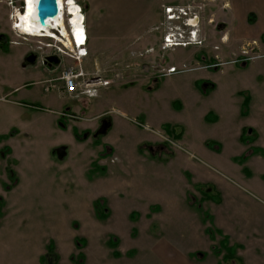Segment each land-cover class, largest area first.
<instances>
[{
  "label": "rangeland",
  "instance_id": "374dc122",
  "mask_svg": "<svg viewBox=\"0 0 264 264\" xmlns=\"http://www.w3.org/2000/svg\"><path fill=\"white\" fill-rule=\"evenodd\" d=\"M160 1L155 0L154 6L160 4ZM215 1L220 0H162L160 14L155 20L156 27L152 30L157 40L149 52L151 55L156 53L155 62L166 67L170 63L181 62L186 50L196 49L198 53L195 54L194 60L185 65L186 70L179 72V75L164 76L158 75L157 70L150 69L154 72L153 75L147 83H142L138 79L140 75H137L141 73L134 70L139 66L138 60L136 65L132 60L124 61L119 57L108 60V56L103 55L97 62H103L99 64V71L106 74L119 73L125 77L108 87L100 88L99 97H85L77 93L70 95L62 87L59 91L43 90L44 84L37 83L36 80L44 76H55L66 65L74 63L70 59L60 58L58 64L48 66L43 63L39 53L34 63H23L22 49L28 43L35 47L36 39L24 41L23 38L14 36L12 40L19 42L18 44H0V264H25L27 256L35 255L34 249L42 232L46 231L49 235L57 231V225L61 224L59 218L67 219L64 229L69 233V241H60L61 238L54 239L51 235L45 237L46 244L52 242L54 247L45 251L41 264H58L59 256L55 243L59 247L63 242L62 246H68L72 250L74 262L80 261L82 264H135L134 261L139 263L148 255L141 252L142 255L137 253L136 257H126L125 252L129 249L145 248L148 241L150 246L153 238L150 235L147 241L146 233L157 232L150 224L149 214L141 213L138 218L139 225L126 219V214L138 201L139 207L154 201L137 200L139 197L150 199L156 193V176L153 170L151 175L145 170L133 173L139 187L137 186L136 192L127 193L132 196L131 199L127 200L126 195L122 194L125 200H119L117 204L120 211L118 214H112V217L108 200L101 195H95L93 200H89L90 195L100 189L96 187L99 186L98 182L93 184V188L86 183L89 178L95 179L101 176L103 171H108V164L116 160L114 154H117V162L125 156L129 157L128 154L133 149L134 135L139 139L144 136L156 138L159 130L165 131V123L177 122L182 128L183 125L187 128L190 132L187 137L191 138L194 132L188 125L190 123L192 129H198L197 120L205 107L218 103L233 106L238 97L235 89L250 90L264 86V56L246 61V57L252 55L245 53L246 50L249 51V45L242 47L237 56L232 54V49H236L235 46L239 43L238 38L251 28L259 31L264 38V21L254 20L252 13L246 15L249 10L255 9L254 6L264 3V0H232V8H224L220 16L216 17V21L212 20L208 24L203 19L204 13L207 5ZM166 7H170L179 17L167 18ZM181 8L186 10L184 16L197 14L198 22L192 27L198 29V32L199 29L204 33L212 30L211 35L208 34V42H213H209L207 48L206 41L203 43L201 38H196L199 43L192 42L188 46L161 48L164 34L184 19L182 11H179ZM155 21L151 20L144 27H140L138 34ZM8 41L10 40L7 39L6 42ZM101 41L106 40L103 38ZM204 53L207 55L204 56ZM218 55L222 57L218 58ZM253 55H258L256 48L253 49ZM222 58L225 59L224 62ZM82 63L86 67L90 64L88 61ZM197 63L203 64L205 69H188ZM125 64L130 65L129 70L125 68ZM186 75L199 78L197 90H202L203 85L209 84L213 88L207 89L204 95H196L186 86ZM181 77L184 79L180 80ZM36 89L42 93L41 97L34 93ZM54 96L56 101L59 98L63 109L57 115L58 121L50 122V114L55 109L52 105ZM176 98H182V104L174 100ZM76 103L79 106L77 113L72 109ZM117 108L123 110L124 114L117 112ZM99 114L101 117L96 119ZM108 117L115 118L114 123L105 134L94 136L100 120ZM79 122L93 125H83ZM184 131L186 132L185 128ZM71 133L74 143H71ZM83 134L86 136L83 137ZM59 142L64 144L55 146ZM168 144H171V139L162 133L160 144H141L138 148L157 153L160 149L164 150ZM59 146L65 147L62 158L56 156ZM174 148L179 149L176 145ZM195 159L216 173L212 164L209 165L198 157ZM141 160L144 158L141 157ZM60 165H66V170L70 172L65 183L59 178ZM259 167L264 169V160ZM261 171L255 169L253 176L255 180L259 178L264 182ZM120 173L117 178L126 176L124 171ZM242 174L248 176L246 173ZM185 175L187 176L186 173ZM244 191L253 200H258L264 205V194L250 187L244 188ZM120 192L124 193L123 190ZM110 196H113L112 193ZM96 199L102 204L99 211L106 215L104 218L98 216L99 211L94 207L93 202ZM119 215L121 218H118ZM136 225L144 228V231ZM111 237L119 239L120 243L116 248L108 244ZM76 239H83L78 243V247L75 246ZM115 250L120 256L113 255ZM78 253L82 254V257H79Z\"/></svg>",
  "mask_w": 264,
  "mask_h": 264
},
{
  "label": "crops",
  "instance_id": "0c3cea01",
  "mask_svg": "<svg viewBox=\"0 0 264 264\" xmlns=\"http://www.w3.org/2000/svg\"><path fill=\"white\" fill-rule=\"evenodd\" d=\"M68 1L77 3L84 13L87 33L85 49L87 55L82 59L81 66L83 61L90 62L87 67L83 64L86 67L85 71H99L101 67L99 64L103 62L100 61L101 63L99 62V64L97 62L103 58V55L108 56V60L119 57L124 61L132 60L136 65L138 61L139 65H146L143 67L144 70L138 65L134 70L141 73L137 74L140 75L138 79L142 83H147L154 73L150 71L149 65L151 63L158 64L155 62L156 53L151 55L149 49L154 41L157 40L152 30L156 25L155 20L160 14L159 9L162 0L157 6H154L155 0ZM224 8H232V0L210 2L206 7L203 19L208 24L212 20L213 22L216 21V17L220 16ZM254 8L249 10L246 15L252 13L254 20L264 21V3L260 6H254ZM9 10L6 0H0L1 45H8L9 42L13 44L19 43L11 42L14 35L9 25ZM193 14L196 18L198 17L196 13ZM151 20L155 22L147 27L148 29H142L144 31L138 34V29L144 27ZM55 26L58 29L60 28L58 25ZM64 27L65 25L63 29ZM49 30L54 32V26L50 27ZM187 30L193 31L196 38L203 39V43L206 41L205 48L209 46V42H213H208V34L211 35V29L207 30V33H204L202 29H199L198 32V29L194 27ZM103 38H105V42L101 41ZM7 39L10 41L6 42ZM238 40L239 43L237 42L236 49H232V54L237 56L242 47L249 45L252 49L256 48L258 55L250 56L251 58H248V56L245 59L246 61H253L264 56V38L256 29L251 28L250 31L243 33ZM211 45L216 46L215 43H211ZM33 46L28 43L22 49L21 57L23 63L26 55L30 52H37L41 56L42 53ZM196 53H198L196 49L186 50L182 61L180 60L181 62L168 65H174L178 68L183 67L190 60L195 59ZM206 55L207 53H204V56ZM221 57L219 56L218 58ZM223 60L225 59L222 58ZM188 69L199 70L205 69V67L203 64L197 63ZM59 72L55 76H44V78H40L35 82L44 84L42 89L45 90L48 81L52 80L55 86L51 90L59 91L62 87L61 81L57 79ZM179 74V72L173 73V75ZM186 78L188 80L186 86L196 95L199 93L204 95L207 89L213 88L210 84L203 85V89H199V92L197 90L199 78L193 75H188ZM183 79L184 77L180 78V80ZM51 90L49 89V91ZM234 91L238 94V97L233 106L230 105V107L229 105L218 103L215 106L205 107L199 120H197V130L192 129L189 123L188 127L194 132L191 138L187 137V134L190 133L187 128L184 125L182 128L177 122L172 124L165 123V131L159 130L156 138L144 136L139 139L134 135L133 149L129 152V157L125 156L117 162V154H114L116 160L112 164H108L109 169L106 173L103 171L101 176L87 180L86 184L92 188L95 182L99 184L96 187H100V189L90 195L89 200H93L95 195H101V197L108 200L112 217V214H118L120 211V206L117 204L119 200H125V196L123 197L122 194L126 195L127 200L131 199L132 196L127 195V193L136 192L137 186L139 187L138 181L133 178V173L145 170L151 175L153 170L156 176V193L150 199L139 197L137 200L154 201L148 202L144 207H139L140 201H138L134 206L130 207L128 214H126V219H130L135 224L136 222L137 224L139 223L140 219L138 218L141 213L149 214L150 224L157 231L146 233L147 241L149 239L148 236L151 235L153 238L150 246L148 241L145 248L135 250L134 256H138L137 253L142 255L141 252H146L148 255L142 258L139 263H136V261L133 263L223 264L224 262V264H264V205L258 200H253L244 191V188L250 187L254 191L264 194V182L259 178L255 180L253 176L255 169L257 171L262 170L260 174L262 179H264V169L259 167L264 160V86L261 88L253 87L250 90L237 88ZM34 93L39 95V97L42 95L39 89H36ZM54 94L56 95V93ZM99 95L100 91L97 96L99 97ZM52 100H54L52 105L55 106V109L50 114L49 121L56 122L58 121L57 115L63 107L59 98L56 101L54 96ZM174 100L182 104V98ZM237 102H240L239 105ZM121 108L124 110L123 106ZM72 109L77 113L79 110L77 103L72 106ZM123 110L116 109L120 114H124ZM142 115L146 116V114ZM98 117H101L100 114L96 116V119ZM107 119L110 121V126L115 121V118L108 117ZM79 124L92 126L95 124V120L93 124L80 122ZM70 131L72 132V130ZM162 133H165L171 139V144H168L164 150L160 149L157 153H152L150 150L138 148L141 144H160ZM71 135V143H74L73 133ZM59 144L64 143L59 142L55 146ZM175 145L179 149L174 148ZM139 155L140 158L138 160ZM141 157L144 158L143 161ZM196 157L201 158L209 165L212 164V168L216 173L211 172L203 164L196 162ZM66 167V165H60L58 170L60 171L59 178L63 183L67 181V175L70 174ZM121 171H124L126 176L117 178L121 175ZM242 173H246L248 176H244ZM120 190H123L124 193H119ZM111 193L113 196H110ZM83 217L81 216V218ZM104 217L106 215L102 218ZM118 218H121L120 215ZM59 219L61 224L57 225V231L54 234L50 233L47 235L46 231V233L42 232L38 239L37 247L34 249L36 251L35 255L27 256L25 264H41V259H43V256L45 257V251L48 250V246L52 243L46 244L45 237L51 235L54 239L59 237L61 238L60 241H69V233L64 229L67 219ZM115 220L117 221V215H115ZM140 229L144 231V228L140 227ZM115 240L118 241L119 245V239ZM62 244L58 247L55 243V249L59 256L58 264H76L72 259V250L68 246H62ZM223 244L233 251L229 258L226 256L225 249L221 246ZM51 246L54 247V243ZM127 258H132V256Z\"/></svg>",
  "mask_w": 264,
  "mask_h": 264
},
{
  "label": "built area",
  "instance_id": "2783aa9c",
  "mask_svg": "<svg viewBox=\"0 0 264 264\" xmlns=\"http://www.w3.org/2000/svg\"><path fill=\"white\" fill-rule=\"evenodd\" d=\"M58 1L59 0H57V5ZM6 2L10 9L8 13L10 29L15 37L23 38L24 41H28V39L32 38L36 39L37 45L35 46V48L42 53V58H44L46 55L54 54L60 58H67L73 61V65H66L57 76V79L61 81L62 87L66 93L70 95L77 93L80 95H85L87 97H94L98 94L100 88L108 87L125 77V75H120L119 73L106 74L101 73L100 71L86 72L83 70V68L81 67V61L87 55V51L85 49L87 42V33L85 29V18L83 10L74 1V7H76L79 16V26L82 30V39L79 42L76 38L77 30H75L72 23V17L74 16V14L70 11L71 4H69L68 0H61V5H58V14H61L62 22L65 25L64 29L66 35L62 34L57 26L54 27V32L52 31V33L48 35L45 34L43 26L38 21L36 9H34L36 16L35 23H37L41 28L40 35L38 36L23 33L19 29V15L22 14L25 9L26 0H6ZM36 2L37 0H33V5H35ZM179 11H182V16L186 15V10H182L181 8L179 9ZM165 12L167 13V18L171 19L179 17V15H176L170 7H166ZM192 17H195V15L192 14L189 16H184L181 25H176L174 28H171L166 34H164L161 48H171L175 45L187 46L192 42L198 43L196 39H193L196 38L195 33L191 30H187V28H193L188 23V20H190ZM51 21L52 19L47 20L48 23H51ZM42 39H48L49 41H42ZM66 41L70 43V46L66 43ZM11 42L16 41L13 40ZM245 53H253L252 48L250 47L249 51L246 50ZM250 56H253V54ZM250 56L247 57L251 58ZM145 66L146 65L143 66V64L139 65L141 69H143V67ZM149 66L151 69L157 70V73H159L160 75H169L187 69L184 65L181 68H178L174 65L162 67L159 64L153 63ZM125 68L129 70L130 65L125 64ZM54 86L55 85L53 84L52 80H49L47 85L45 86V90H49Z\"/></svg>",
  "mask_w": 264,
  "mask_h": 264
},
{
  "label": "bare ground",
  "instance_id": "6f19581e",
  "mask_svg": "<svg viewBox=\"0 0 264 264\" xmlns=\"http://www.w3.org/2000/svg\"><path fill=\"white\" fill-rule=\"evenodd\" d=\"M69 4H71L70 11L73 12V14H74V16L72 17V23H73L75 30H77L76 38H77V41L79 42L82 39V30L80 29L79 22H78L79 16H78L76 7H74L75 4L71 1H69ZM58 5H61V0L58 1ZM19 17H20L19 29L21 32L28 33V34H31L34 36L40 35L41 28L37 23H35L36 16H35V12H34L33 0H26L25 9L22 12V14L19 15ZM193 20H194V23L196 24V22H197L196 16L192 17L190 20H188V23L190 26H194ZM55 25H58L60 27L59 29H60L61 33L66 35L65 29H63L64 25H63L62 17H61L60 13L58 14L57 17L53 18L51 23L47 22V25L43 26L45 34L48 35V34L52 33L49 30V28H50V26L55 27ZM66 43L70 46L69 42L66 41Z\"/></svg>",
  "mask_w": 264,
  "mask_h": 264
},
{
  "label": "water",
  "instance_id": "95a60500",
  "mask_svg": "<svg viewBox=\"0 0 264 264\" xmlns=\"http://www.w3.org/2000/svg\"><path fill=\"white\" fill-rule=\"evenodd\" d=\"M34 9H36L38 21L42 26H46L47 20L49 19L53 20V18L57 17L58 15L57 0H37L36 4L34 5ZM36 57H37L36 53L30 52L29 54L26 55L24 59V63L32 64L35 62ZM44 61L46 65L49 66L51 64H58L59 58L55 55H47ZM109 126H110L109 120L101 121V124L96 130V133L94 134V136L105 134ZM85 136L86 135L83 134V137ZM64 154H65V147L59 146L56 149V156L58 158H62Z\"/></svg>",
  "mask_w": 264,
  "mask_h": 264
},
{
  "label": "trees",
  "instance_id": "16d2710c",
  "mask_svg": "<svg viewBox=\"0 0 264 264\" xmlns=\"http://www.w3.org/2000/svg\"><path fill=\"white\" fill-rule=\"evenodd\" d=\"M101 206H102V204L100 203V200H96L95 201V203H94V207H95V209L97 210V211H99L100 209H101ZM98 213V216L100 217V218H102L103 216H104V214L101 212V211H99V212H97ZM83 240L82 239H76V246L78 247V243L79 242H82ZM108 244L111 246V247H113V248H115L117 245H118V241L117 240H115L114 238H110L109 240H108ZM222 246V248L223 249H225V251H226V256L229 258L230 257V255H232L233 254V251L227 246V245H221ZM51 244L48 246V251L49 250H51ZM136 253V251L134 250V249H132V250H128L127 252H126V256H129V257H131V256H133L134 254ZM113 255L115 256V257H118V256H120V253L119 252H117L116 250L115 251H113ZM78 256L79 257H82V254H80V253H78ZM226 257V258H227ZM75 257L73 256L72 257V259H74ZM76 264H82L80 261H76Z\"/></svg>",
  "mask_w": 264,
  "mask_h": 264
},
{
  "label": "flooded vegetation",
  "instance_id": "af4514ba",
  "mask_svg": "<svg viewBox=\"0 0 264 264\" xmlns=\"http://www.w3.org/2000/svg\"><path fill=\"white\" fill-rule=\"evenodd\" d=\"M193 24H195L194 23V20H193ZM1 46V45H0ZM34 53H36V52H34ZM36 55H37V57H36V59L38 58V53H36ZM40 58H41V60L43 61V63H45V61L43 60V58L40 56ZM59 61H60V59H59ZM46 64V63H45ZM103 120H109V119H107V118H102L101 120H100V124H101V121H103ZM100 126V125H99ZM98 129V128H97Z\"/></svg>",
  "mask_w": 264,
  "mask_h": 264
}]
</instances>
